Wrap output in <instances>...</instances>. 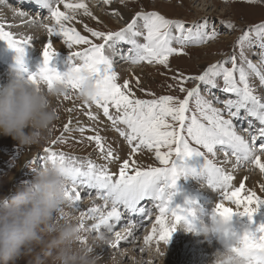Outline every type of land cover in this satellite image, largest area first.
Listing matches in <instances>:
<instances>
[{
	"label": "snow or ice",
	"instance_id": "6c2138e0",
	"mask_svg": "<svg viewBox=\"0 0 264 264\" xmlns=\"http://www.w3.org/2000/svg\"><path fill=\"white\" fill-rule=\"evenodd\" d=\"M120 2L124 3L125 0ZM243 2L249 5L264 4V0ZM37 3L49 9V18L55 23L48 25L39 22L47 30L49 38L43 47V66L29 79L34 84L43 81L50 90L57 84L66 85L69 92L63 96L64 100H71L73 95L78 98L83 82L89 77L93 79L98 92L91 102L83 101L84 114L95 123L99 122V113L92 110L93 106L101 110L110 122L111 129L123 138L128 147L126 157L121 160V149L109 143L95 126H84L76 119L77 126L74 127V118L70 116L63 125L62 133L43 149V164L39 156L36 160H29V165H36L34 174L50 161L59 160L66 165L70 181L66 194L72 207L81 209L82 193L85 192L89 197L94 192L95 199L102 201L96 204L94 200L93 206L87 211H80L82 229L88 233L114 235L111 246L115 248L121 240L135 238L133 228L136 225L128 227L126 236L114 231L125 214L139 213L143 218L141 227L145 226L144 220H152L151 210L140 206L142 201L149 200L155 202L159 214L155 217L152 233L145 237V244L148 245L154 238L157 245L160 241L169 244L177 225L186 216V210L175 205L174 199L179 191L178 181L188 175L205 177L208 186L220 192L221 199L215 209L217 214L227 218L247 216L254 224L253 218L264 207V197L251 189L242 195L244 184L234 187L233 173L238 167L247 164L254 165L264 173V95L259 94L255 83L258 80L261 88H264V20L243 30L232 54L226 59L208 65L198 75L174 74L171 79L175 84H168L167 88L175 89L183 96H157L143 88L139 77L121 80L115 67L117 60L132 65L147 62L167 69L174 55H187L186 49L190 45L208 44L221 35L209 19L187 25L184 20L167 18L159 11L142 10L136 12L131 21L117 31L97 30L84 25L91 34L92 38H89L71 26L79 9H83L84 15L93 17L83 0L79 3L37 0ZM103 3L111 4L112 0H103ZM61 5L68 11H62ZM19 15L24 16L26 13L21 11ZM114 15L120 16V13L114 12ZM29 23L36 25L37 21L33 19ZM221 23L226 24L227 29L236 28L232 21ZM52 37L61 38L70 50L72 66L66 72H60L52 66L59 54ZM0 40L6 41L10 48L19 53H24L33 45L32 36L17 38L15 33L6 30L3 22H0ZM122 44L129 47L121 50L119 46ZM257 45L261 49L260 59L254 63L249 59L247 50ZM77 46L84 47L77 49ZM191 81L198 83L189 88L186 85ZM205 89L209 94L213 89H220L234 98H209L204 94ZM137 90L151 98L137 97ZM217 103L223 107H216ZM66 111L71 114L76 108H67ZM242 113L246 118L258 121L260 127L257 128L249 120L248 128L238 131L234 120L239 119ZM74 131L90 143H95L104 163H97L91 158L80 159L52 147L67 143L70 137L65 134ZM86 132L92 134L85 136ZM145 150L154 152L161 166L145 167L134 159ZM221 152L223 161L217 159ZM192 159L203 160L199 170L189 166L188 162ZM111 164L119 165L117 172L111 170ZM228 164L232 165L231 171L226 167ZM260 187L264 191V184ZM225 201H230L235 207L226 206ZM86 220L95 223L86 227ZM186 225L189 230L193 227L191 224ZM240 244L241 247L232 250L236 253H254L253 264H264V256L259 255L264 253V223L255 229L247 228Z\"/></svg>",
	"mask_w": 264,
	"mask_h": 264
},
{
	"label": "rangeland",
	"instance_id": "374dc122",
	"mask_svg": "<svg viewBox=\"0 0 264 264\" xmlns=\"http://www.w3.org/2000/svg\"><path fill=\"white\" fill-rule=\"evenodd\" d=\"M1 1L3 0H0V2ZM28 1L35 2L37 0H28ZM87 1H89V3L87 4L93 10L91 11L89 7L90 11L93 14V17L96 18V19H92L93 17L88 16L89 20H87V23L85 24L88 27L103 31H109V30L117 31L123 28L124 26H126L127 23L124 24V22L123 23L120 22L121 16L114 15V12H117V10L116 11L110 10L111 12H109L105 9L107 4H104L103 0H95V1L86 0L83 2L85 3ZM72 2L77 3L81 1L73 0ZM4 4L10 8H12V6L17 7V4L14 0H7L6 3L4 2ZM112 4L119 5L122 9L126 10V14H128V16L130 17L132 16V14L134 16L136 12L142 10L159 11L162 15L166 16L167 18L184 20L187 25H192L194 23L202 22L204 19L207 18L209 19L210 24L215 25V27L221 32V35L216 40L208 44L190 45L189 47H187L186 49V52L188 53L187 55H183V54L174 55L172 58H170V67L167 69L161 65H156V64L149 65L147 64V62H143L142 67L139 68L138 70L140 71V73L138 72L140 74L139 79L142 81V86L144 89H148L151 92L156 93L157 96L169 95V94L183 96L182 93H179L175 89L169 90L167 88L168 84H175V81L171 79V77L174 74H176L177 72L184 73L186 75L201 74L202 71L208 65L216 63L218 61H222L232 54L236 41L238 37L242 34L243 30H245L249 25H253L260 22L261 20H264V4L249 5L243 2V0H229V2H226V0H209V1L208 0L206 1L205 0H125L124 3H121L120 0H112ZM26 8H27L26 6L22 7L21 10L26 13V15L24 16L28 17L31 20L35 19L37 21V24L34 26H39L40 21H43V23L49 25L50 24L53 25L55 23L53 19L49 18L50 14L48 16V14L43 11L44 12L43 15H41V13L37 15L38 12L37 9H34L33 11L30 12L28 11L30 8L29 9L27 8L28 10ZM97 13L100 14V16L105 17L106 20H101L100 18H98ZM75 21L76 23H81V24L83 23L82 19L78 17H76ZM221 21H232L233 23H235L236 28L227 29L226 24H222ZM120 23L124 25L122 26ZM83 32H84L83 35H87L89 36V38H92L91 34L88 33L85 28ZM128 47L129 46H126V49ZM260 52L261 49L257 45L248 49L247 55L249 56V59H251L254 62L257 59L258 60L260 59ZM258 62H254V63H258ZM116 64L119 65L120 63H116ZM71 66L72 65H70L67 70H69ZM135 66L138 67V65ZM23 67L27 69V67L25 66ZM5 68L8 69L6 65L1 66L0 71H4ZM116 70L118 71L121 80L135 79L134 77H131V75L129 77L126 73H124L122 67L116 68ZM33 73L34 72L30 74ZM197 83L198 82L196 81H191L186 86L189 88L195 87ZM255 83L259 94L264 95V88H261L258 80ZM204 94L208 95L209 98L218 97L220 100H224L227 98H234L230 94L222 93L220 89H213L210 94L205 89ZM136 96L144 99L151 98L139 90L136 91ZM57 103L59 104V109H60L59 119L55 122V126L49 141L43 142L38 145H20V143L14 140L11 136H4L0 134V195L14 192L18 185L24 182H31L35 178V174L39 172L42 168H39L37 172L34 174L33 168L36 167V165H29V160L30 159L36 160L37 157L39 156L41 157V164H43V159H42L44 156L43 149L49 146V142L51 140L55 139L57 136H59L62 133L63 125L67 123L70 116L74 118L73 119L74 127L77 126L75 123L76 119H78L81 122V124L84 126H88V127L95 126L100 131V134L108 139L109 143L113 144L114 147L121 149L120 151L121 160H123L126 157V154L128 152V147L126 145V142L123 140L122 137L119 136L117 132L111 129L110 122L107 121V118L103 116L101 110L96 109L95 106H93L92 110L99 113V122L94 123L93 121H90L87 118V116L84 114L85 107L83 105V101L81 99L76 98L75 95H73L71 100H64L63 97H61V99L57 101ZM215 106L223 107V105L220 103H217ZM73 107L76 108L75 112L70 114L69 112L66 111L67 108H73ZM91 134H92L91 132H86L85 136ZM65 135L70 137L67 143L53 145L52 147H54L58 151L68 153L80 159L91 158L95 160L97 163H104V161L100 158V154L94 142L90 143L86 139L82 138L80 133L76 131ZM153 153L154 152L150 153L145 150L142 153L137 154L140 155L137 156V158L139 159H142L141 154L144 155V160L142 163L137 160L136 156L134 157V159L137 160L139 164L145 167L149 165L153 167L161 166L159 164V161H157L153 156L154 155ZM217 159L221 161L224 160V156L222 152L218 153ZM188 163L190 167L199 170L204 162L202 159L199 160L192 159ZM22 166L23 168H21ZM228 166L232 167L231 164H228L226 167ZM109 167L113 172H117L119 165L111 164L109 165ZM229 167L228 170L231 171ZM243 169L245 170V173H248L250 175L252 174L253 176H259L262 173H260L259 169L252 164L243 165L236 169V171L234 172L235 174L233 173L235 177L233 181V185L234 187H239L241 184H244L245 190L244 192H242V195H245L247 193V190H249L246 188L247 187L246 182H248V175L242 172ZM188 178L194 179V181H198V179H200V184L202 185L206 180V178H204L203 176H198V175H188L187 177H183L185 181H187ZM206 186H208V184H206ZM213 189L214 188H212V190ZM259 189H260L259 192L257 191L255 192L257 193V195L264 197V191H261V187ZM212 192L213 193H208L206 196H203V199L205 201H201L198 198H194L195 212L196 214H198L200 218L193 215L192 213L190 214V212H187L186 210L185 219L182 220L179 225H177V226H181L180 228L181 230H179L181 231V233L177 234V238L175 241H179V239L183 238L185 242L189 243L192 249L195 248L194 250L196 251L197 254L205 253V255H207V252H209L210 249V248L207 249L208 247L207 245H210V241L211 243H213V246H215L216 251L218 249H221L223 246L222 241L219 240L221 239V237L218 239L215 237L213 238V236L212 238L200 237V235L199 236L194 235L192 231H190L192 232L190 234L189 231H185L182 228L183 225L188 224L187 222L188 216H190L193 222L196 224L197 227L196 230H199L205 224L210 223L208 222V220H211V216L213 215V213H215L216 206L221 199V194L218 190L217 192H215L214 189V191ZM214 194L218 195V198L211 203L209 197L214 196ZM86 197H88L86 192L82 193L81 209L78 210L72 207L71 211L75 212V214H78V212L82 210V208L84 207L83 204H84V199ZM91 197H95V195L93 194ZM181 197H182V193L180 191L177 193L174 199L175 205L181 206L179 203ZM188 202H192V198H188ZM196 202L198 203V205H196ZM227 203H231V202L225 201V205ZM201 210H203L204 213L206 214V218L205 216L202 217L200 216ZM208 212L211 213V216L210 215L208 216ZM158 214H159L158 211L155 212L152 216V220H144L145 226L143 227L137 226L138 228L136 230L135 229L133 230L135 236L134 239L132 237H127V239L121 240L118 246L115 248L111 246L113 241L115 240L114 235L105 233L109 237L108 243L105 244L103 242H100V246L97 247L96 249V252L101 256V260L99 262L102 261V263H105L106 259L108 258V260L114 261L115 264H175L173 261L177 259V255H178L177 247L179 244L171 243L174 242L173 239H171L170 243L167 244L168 251L161 252L163 253V255H161L160 253L154 250L155 249L154 245L156 244V238H154L153 241H151L148 245L145 244V237L152 233V231L149 230V228L152 227L155 217ZM237 216L239 217V215H234L233 216L234 218L232 217L233 224L235 222L239 224L240 223L243 224V221L247 220L249 222V223L247 222L248 225L244 223L243 226L244 227L246 226L245 227L246 229L249 227L251 228L253 227V229H255L260 223H264V207H262L260 211L253 218L255 220L254 224H252V222L247 216H244L242 218H238ZM89 223H90L89 221L86 222V227H91V225L93 224V223L90 224ZM240 226L241 225H238L236 231L238 232L240 230L239 233L242 234V230H244L245 228H243V226L241 227ZM114 231H119L122 236H126L128 227L127 225H125L124 221L122 220L120 224L116 225ZM101 232H104V230L101 229ZM91 236L94 238H98L100 236V233L91 232ZM172 237H174V233ZM141 249H143V251H141ZM192 257L193 255L189 254V256H187L186 258L187 262H189L192 259ZM29 259L30 258L25 257L21 259L19 264H29Z\"/></svg>",
	"mask_w": 264,
	"mask_h": 264
},
{
	"label": "clouds",
	"instance_id": "9594fccd",
	"mask_svg": "<svg viewBox=\"0 0 264 264\" xmlns=\"http://www.w3.org/2000/svg\"><path fill=\"white\" fill-rule=\"evenodd\" d=\"M23 65H14L6 82H0V134L11 136L20 145H38L50 140L59 119L57 101L69 89L57 84L51 90L42 81L34 84ZM98 88L90 77L83 82L78 98L91 102ZM70 181L68 170L59 160L50 161L31 182L18 185L14 192L0 195V264H19L28 257L29 264H99L96 252L100 242L108 243L106 234L98 238L86 235L82 219L71 211L66 194ZM194 235L205 238L222 236V248L214 253L213 264H253L256 254L236 253L242 234L235 231L232 218L213 213L210 223ZM259 255L264 256V253Z\"/></svg>",
	"mask_w": 264,
	"mask_h": 264
},
{
	"label": "bare ground",
	"instance_id": "6f19581e",
	"mask_svg": "<svg viewBox=\"0 0 264 264\" xmlns=\"http://www.w3.org/2000/svg\"><path fill=\"white\" fill-rule=\"evenodd\" d=\"M18 1H20V0H18ZM25 1H26L25 5H27V4L32 2V1H28V0H25ZM72 1L73 0H68V2H70V3H76V2H72ZM83 1H86V0H83ZM77 3H79V2H77ZM85 3L87 4V3H89V1H87ZM16 4H17V7H13L12 6V8H10V7H7L4 4V0L0 2V22L5 23L6 30H10L13 33H15L17 35V38L25 37V36H32L33 37V42H32L33 45L31 47L27 48V50L24 53H19L15 49L10 48L6 41L0 40V67L1 66H5V65L8 67V69L5 68L4 71H0V81L1 82H6L7 81L8 72L10 71V68L12 66H14V65H21L22 64L23 66L27 67V69L26 68L25 69H26V71L28 73H32V72L37 73L40 70V68L43 66V61H44L43 47L45 46V44L47 43V40L49 38V34H48L47 30L44 27H42L40 25L39 26L31 25L29 23L30 21H32L31 19H29L26 16H20L19 15V13L22 11L21 8L25 7V6L22 3L20 5L18 2ZM116 6H119V5H114L112 3L111 4H107L105 9L107 11H109V12L117 10V12H119L120 16H121L120 22H122V23L124 22V24L129 23L131 21V19L133 18V14L130 17V16H128V14H126V10L122 9L120 6L119 7H116ZM88 7H90V6L88 5ZM97 7H98V5H97ZM90 9H91V11H93L91 7H90ZM61 10L62 11H68L67 9H64L62 5H61ZM75 15H76V17L81 18L83 23L82 24L81 23H76V21L73 20L71 22V26L75 27L78 31L82 32L81 34L83 35L84 34L83 31H84V28H85L84 25L87 23V20H89V17L83 14V9L82 10H77ZM97 16L101 20H106L105 17L100 16V14H98V13H97ZM8 25H14V28L9 29L7 27ZM225 36H228V35H225ZM52 39H53V42H54V47L59 52L58 56L52 62V66L55 67L58 71L60 70L61 72H66V71H68L67 70L68 67L70 65H72L71 60H70V50L67 49L66 45L63 43V40L61 38L52 37ZM122 46H123V48H122ZM80 47H84V46H77V49H79ZM119 47L121 48V50H124L125 45L122 44ZM77 49H74V50H77ZM258 61L259 60L257 59L254 62H258ZM121 62H123V61H121L119 59L117 60V63H120V64L119 65L116 64L115 65L116 68L122 67L123 72L126 73L129 77H130V75H131V77H134V78L140 77V74H139L140 71H138V70H139V68L142 67V64L138 65V67H137L135 65H132L130 62L128 63L127 61H124L123 63H121ZM128 65H130V66H128ZM45 87H46V84H45ZM236 120L241 121V119H236ZM236 120H234L235 124H236ZM141 155H142V159L137 158V156H140V155H136V158H137V160L139 162L142 163L143 160H144V155L143 154H141ZM153 156L155 157V155H153ZM262 159H264V157H262ZM21 168H23V166ZM229 168H230V170H232V167H229ZM242 172L245 173V170L243 169ZM245 174L248 175V182H246V186H247L246 188L247 189H251V190L254 189L253 191L259 192V190H260L259 188H260L261 184H264V180H263L264 173H262L259 176H253L252 174L250 175L248 173H245ZM246 178H247V176H246ZM203 180H205V179H203ZM184 181H185V179H183V177H181V179L178 181V187H179V191L178 192L181 191V193H182V197H181L179 203H180L182 208H185V210H187V212H190V214L192 213L193 215L199 217L198 214H196V212H195V205H194L195 201H194V198H198L201 201H205L203 199V196H206L208 193H213L212 191H214V189L212 190V188H210L209 186H206V184H203V185L200 184V179H198V181H194V179L188 178V180L185 181V183L187 185L184 183ZM93 194L95 195L94 192H93ZM215 194H217V193H215ZM215 194H214V196L209 197V200H210L211 203L214 202V200L218 198V195H215ZM188 198H192V202H188ZM94 200H95L96 204H101L102 203V201H99V200L95 199V197H89L88 196V197H86L84 199V204H83L84 207L82 208V210L83 211H87V209L89 207H92ZM193 205H194V207H193ZM196 205H198L197 202H196ZM226 206L233 207V208L235 207V205H233L232 203H227ZM80 211L76 215H80ZM209 215L211 216L210 212H208V216ZM200 216L201 217L205 216V218H206V214L204 213L203 210H201ZM238 218H242V217L239 216ZM87 221H89L90 223H95V221H93V220H86V222ZM233 221H234V219H233ZM208 222H210V220H208ZM247 222L248 221L245 220V221H243V224L244 223L247 224ZM243 224H241V223L239 224V223L235 222L233 224L234 230L236 231V228L238 227V225L243 226ZM152 227H153V225H152ZM152 227H150L149 230L152 231ZM245 227L243 226V228H245ZM137 228L138 227L136 226L135 228H133V230L134 229L136 230ZM180 228H181V226H177V230L174 232V237L171 238L174 241V242H171V243H178L179 244L178 247H177L178 248L177 259L175 261H173V262L175 264H213L214 253L216 252V250H215L216 248H215V246H213V243H211V241H210V245H207L208 246L207 249L210 248L209 249V252L211 251L210 253L207 252V255H205V253L197 254L196 251L194 250L195 248L192 249V247L189 245V243L185 242L183 238L179 239V241H175L176 238H177V234L181 233V231H179V230H181ZM245 230H246V228L244 230H242V234H243V232ZM189 233L191 234L192 232L189 231ZM86 235H87V232H86ZM200 237H204V236L200 235ZM214 237L217 238V239L221 237V239H223L222 236H213V238ZM209 238H212V237H209ZM221 239H219V240L222 241ZM154 247H155L154 250L156 252H158L157 251V247L159 248V252L158 253L167 252L168 251L167 244H165L164 242H159L158 245L156 243L154 245ZM162 248H164V249H162ZM189 254H192L193 257H192V259L189 262H187L186 258H187V256H189ZM99 264H115V262L112 261V260H108V258H107L105 263H102V261H101V262H99Z\"/></svg>",
	"mask_w": 264,
	"mask_h": 264
}]
</instances>
